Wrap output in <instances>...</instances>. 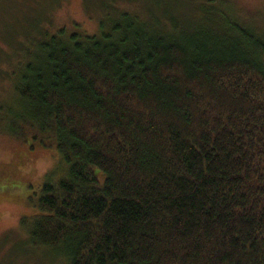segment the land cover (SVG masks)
<instances>
[{
	"label": "trees",
	"instance_id": "16d2710c",
	"mask_svg": "<svg viewBox=\"0 0 264 264\" xmlns=\"http://www.w3.org/2000/svg\"><path fill=\"white\" fill-rule=\"evenodd\" d=\"M216 1L182 31L168 9L165 32L122 10L33 43L17 119L62 163L0 194L35 208L37 246L66 264H264V37Z\"/></svg>",
	"mask_w": 264,
	"mask_h": 264
},
{
	"label": "rangeland",
	"instance_id": "374dc122",
	"mask_svg": "<svg viewBox=\"0 0 264 264\" xmlns=\"http://www.w3.org/2000/svg\"><path fill=\"white\" fill-rule=\"evenodd\" d=\"M175 1L178 2L0 0V193L12 188L11 194L26 197L32 193L33 186L46 181L48 172L58 173L62 163L53 147L30 149L29 130L21 132L22 122L17 119L19 108L15 103L14 71L31 56L29 52L34 49L33 43L42 40L44 32L53 33L60 29L80 32L81 35L97 34L102 21L111 22L122 10L135 12L151 29L160 32L170 28L165 21L166 9L170 15L179 18L178 31L187 27L186 22L190 25L199 23L200 1L203 0H190L191 4L189 0H180L186 4L183 6ZM216 3L233 11L235 17L247 21L264 37V0H217ZM201 25L214 27L209 22ZM36 212L33 206L17 202L11 195L0 194V264H66L63 258L31 241L25 227L27 223L23 220L33 217Z\"/></svg>",
	"mask_w": 264,
	"mask_h": 264
}]
</instances>
